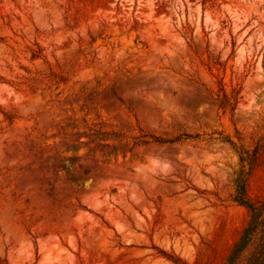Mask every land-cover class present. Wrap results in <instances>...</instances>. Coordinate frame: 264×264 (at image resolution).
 Instances as JSON below:
<instances>
[{
	"label": "rangeland",
	"instance_id": "rangeland-1",
	"mask_svg": "<svg viewBox=\"0 0 264 264\" xmlns=\"http://www.w3.org/2000/svg\"><path fill=\"white\" fill-rule=\"evenodd\" d=\"M241 196L264 0H0V264H227Z\"/></svg>",
	"mask_w": 264,
	"mask_h": 264
},
{
	"label": "trees",
	"instance_id": "trees-1",
	"mask_svg": "<svg viewBox=\"0 0 264 264\" xmlns=\"http://www.w3.org/2000/svg\"><path fill=\"white\" fill-rule=\"evenodd\" d=\"M242 159L245 160L244 155ZM243 198L240 197L250 210V220L235 243L227 264H264V199L253 202Z\"/></svg>",
	"mask_w": 264,
	"mask_h": 264
}]
</instances>
